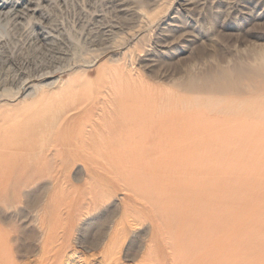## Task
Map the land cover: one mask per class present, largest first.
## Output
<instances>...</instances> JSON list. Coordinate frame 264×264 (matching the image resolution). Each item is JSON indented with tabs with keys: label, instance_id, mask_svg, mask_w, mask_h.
Wrapping results in <instances>:
<instances>
[{
	"label": "rangeland",
	"instance_id": "rangeland-1",
	"mask_svg": "<svg viewBox=\"0 0 264 264\" xmlns=\"http://www.w3.org/2000/svg\"><path fill=\"white\" fill-rule=\"evenodd\" d=\"M7 1L0 256L264 264V0Z\"/></svg>",
	"mask_w": 264,
	"mask_h": 264
},
{
	"label": "bare ground",
	"instance_id": "bare-ground-1",
	"mask_svg": "<svg viewBox=\"0 0 264 264\" xmlns=\"http://www.w3.org/2000/svg\"><path fill=\"white\" fill-rule=\"evenodd\" d=\"M2 2H0V12H1V10L2 9H4L5 7H6V5L7 4H10L11 3V1H7V0H1ZM2 14V13H1ZM0 43H1V40H0ZM49 48V47H48ZM53 50L51 49V51L50 50H48V52H50V54H51V52H52ZM49 54V55H50ZM47 55H48V53H47ZM26 82V80L25 81H22L20 84H19V86H18V89H20V87L24 84ZM162 123V122H161ZM157 124V123H156ZM151 125V124H150ZM155 125V124H154ZM158 125V124H157ZM163 126V125H162ZM172 126V125H171ZM146 127H149V124H148V126H147V124H146ZM154 127V126H153ZM166 127V126H165ZM164 127V128H165ZM169 128V127H168ZM172 128V127H171ZM174 128V127H173ZM176 129V128H175ZM172 130V129H171ZM178 132V131H177ZM173 133H176V132H172V134ZM171 135V134H170ZM173 136V135H172ZM142 139H145L146 140V138H144V136H143V138ZM168 139V138H167ZM147 141V140H146ZM141 143V142H140ZM140 157V156H139ZM141 157H144L143 156V154H142V156ZM191 162V161H190ZM182 165V164H181ZM180 166V165H179ZM209 186V185H208ZM209 187H211V185L209 186ZM206 189V188H205ZM208 190V189H207ZM216 192V191H215ZM214 192V193H215ZM217 195V194H216ZM214 196V195H213ZM215 198H216V196H214ZM217 199H218V197H217ZM220 199V198H219ZM203 206V205H202ZM201 207V206H200ZM205 207V206H204ZM53 234V233H52ZM52 234H50V236H49V238L50 237H52L51 235ZM2 237V236H1ZM0 237V238H1ZM47 237V236H46ZM5 238H6V236H5ZM48 238V237H47ZM3 239H4V237H3ZM6 239H8V238H6ZM0 241L2 242V240L0 239ZM46 241H48V239H46ZM3 243V242H2ZM43 243H45V240H44V242ZM7 244V242H5V243H3L2 245H0L1 247H0V252L1 251H7V249H8V245H6ZM49 245V244H48ZM8 246V247H7ZM188 246V242H186V243H178V245H174V247H175V249H177V248H181V249H183V248H186ZM43 246H41V248H42ZM42 250H44L43 248H42ZM174 250V249H173ZM237 251V250H236ZM233 255H230L229 257H230V259L231 260H233V262H237V264H240V263H244L245 264V262H250L251 260L249 259H247V258H244V256L242 255V253H237L236 254V252H233L232 253ZM0 264H10V262H8V260H6V259H4L2 256H0Z\"/></svg>",
	"mask_w": 264,
	"mask_h": 264
}]
</instances>
